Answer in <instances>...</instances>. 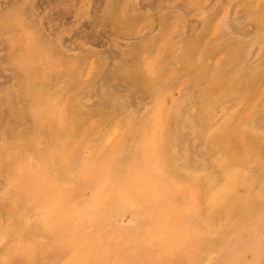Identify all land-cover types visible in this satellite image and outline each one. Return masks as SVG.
I'll return each instance as SVG.
<instances>
[{
  "label": "rangeland",
  "instance_id": "374dc122",
  "mask_svg": "<svg viewBox=\"0 0 264 264\" xmlns=\"http://www.w3.org/2000/svg\"><path fill=\"white\" fill-rule=\"evenodd\" d=\"M91 1L93 4L90 0H0V18L19 8L40 35L59 30L65 50L73 41L86 40L81 32L84 30L101 36L95 40L99 47L106 38L129 51L127 42H141L156 32L161 17L166 15L168 41H177L181 48L185 41L196 40L191 58H199L203 45L217 46L205 56L209 66L221 60L229 62L228 53L239 51L244 55L241 64L229 62L226 67L236 70L242 79L251 75V170L246 171L243 164L231 170L226 164V173L213 188L218 191L214 203L209 195L201 203L191 190L183 195L178 189V174H168L165 169L166 156H152L142 148L138 158L127 154L121 167H112L103 157L85 169L88 145L78 155L71 184L55 185L48 196L32 195V203L21 197L19 188L14 193V210L10 213L14 218L10 220L19 219L20 226L15 232L7 229L0 234V264H264V0H248L251 10L247 0H177L170 2V9L157 6L154 13L151 8L156 0H126L128 8L142 14L135 21V34L117 33L114 29L119 25L113 21L104 26L92 23L93 5L103 0ZM71 24L79 28L67 29ZM20 30L18 27L15 32ZM229 30L232 35H227ZM4 34L0 32V85L10 81L9 70L3 66L7 52ZM226 38H237L240 43L217 45ZM131 54V59L137 56ZM156 56L160 61L178 64L175 50L170 55L163 44ZM138 57L148 64L145 53ZM192 74L191 69L188 76L178 79L177 86L164 93L165 107L176 100L190 112L200 101L195 83L186 80ZM221 102L215 104L217 114ZM171 127L174 132L182 131L181 124ZM189 133L186 129L187 137ZM117 142L113 141V149L118 147ZM181 143L183 140H176V149ZM131 147L130 139L128 153ZM72 160L75 162L77 156ZM214 169L206 167L215 174ZM27 172L20 169L18 176Z\"/></svg>",
  "mask_w": 264,
  "mask_h": 264
},
{
  "label": "bare ground",
  "instance_id": "6f19581e",
  "mask_svg": "<svg viewBox=\"0 0 264 264\" xmlns=\"http://www.w3.org/2000/svg\"><path fill=\"white\" fill-rule=\"evenodd\" d=\"M171 1L177 0H156L151 11L159 5L170 9ZM127 2L103 0L93 5L92 23L104 26L113 21L119 25L114 29L117 33L135 34V21L142 14L128 8ZM117 6L124 9L118 11ZM247 8L251 10L249 1ZM166 19L162 16L156 32L141 42H127L129 51L106 38L99 47L95 40L101 36L81 29L86 40L73 41L65 50L59 30L40 35L19 8L3 14L0 32H5L7 48L3 66L9 70L10 81L0 85V234L7 229L15 232L20 226L19 219L10 220L14 218L10 214L14 210L12 197L18 188L21 197L32 203V195L48 196L55 185L71 184L78 155L88 145L85 169L103 157L112 167H121L127 154L138 158L142 148L152 156H166L165 169L168 174H178V189L183 195L191 190L201 203L205 195L214 203L218 191L213 188L226 173V164L231 170L237 164L251 170V75L242 79L236 70L226 67L229 62L241 64L244 55L233 48L226 58L229 62L221 60L209 66L205 56L217 46L203 45L199 58H191L196 40L185 41L181 48L177 41H168ZM18 27L21 32H15ZM74 27L79 28L71 24L67 29ZM231 43L240 40L226 38L217 45L230 47ZM162 44L170 55L175 50L177 65L156 58ZM130 52L137 56L131 59ZM139 53L148 56V64L141 63ZM191 69L192 77L186 80L195 83L200 101L190 112L176 100L165 107L164 93ZM218 102L221 112L217 114L214 108ZM174 123L181 124V132L173 131ZM186 129L190 137L185 135ZM177 139L183 143L176 149ZM115 140L118 147L113 149ZM255 153L260 159L259 152ZM207 165L215 168V174L206 170ZM20 169L28 172L20 177Z\"/></svg>",
  "mask_w": 264,
  "mask_h": 264
}]
</instances>
